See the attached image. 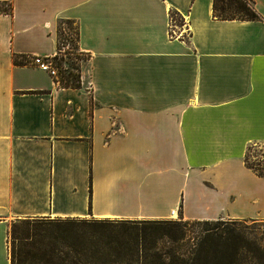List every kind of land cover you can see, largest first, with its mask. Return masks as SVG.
Wrapping results in <instances>:
<instances>
[{
  "label": "crops",
  "instance_id": "1",
  "mask_svg": "<svg viewBox=\"0 0 264 264\" xmlns=\"http://www.w3.org/2000/svg\"><path fill=\"white\" fill-rule=\"evenodd\" d=\"M0 0V264L27 219L264 221V0ZM180 28L171 29V14ZM78 27L81 87L22 58Z\"/></svg>",
  "mask_w": 264,
  "mask_h": 264
},
{
  "label": "rangeland",
  "instance_id": "2",
  "mask_svg": "<svg viewBox=\"0 0 264 264\" xmlns=\"http://www.w3.org/2000/svg\"><path fill=\"white\" fill-rule=\"evenodd\" d=\"M180 22L181 19L177 23ZM69 25L76 31L75 22ZM67 27V24L59 23L61 44L64 43V30ZM75 43L74 40V46ZM83 63L82 60L67 58L65 70L77 73ZM246 160L264 171V143L251 145ZM214 222L204 225L183 222L181 219L161 224L147 221L137 224L138 229H131L134 226L130 224L113 227V223H109L106 228H97L83 224L85 221H73L70 224L39 226L34 234L28 235V226L17 220L10 225L9 249L10 255L13 251L20 254L19 264H58L65 263L66 254L70 253V258L74 256L68 248L92 246V240L99 238L101 233L105 237L115 236L119 240H126L138 233L148 242L156 240L158 248L169 253L168 261L171 262L180 260L192 264H264V221Z\"/></svg>",
  "mask_w": 264,
  "mask_h": 264
},
{
  "label": "trees",
  "instance_id": "3",
  "mask_svg": "<svg viewBox=\"0 0 264 264\" xmlns=\"http://www.w3.org/2000/svg\"><path fill=\"white\" fill-rule=\"evenodd\" d=\"M174 19L178 22L180 16L176 13H172ZM213 16L218 20H259L261 16L255 8L254 0H214L213 1ZM61 23L67 24L68 27L64 31V43L69 44V50L66 51V56L75 61L86 60L87 54L81 52L78 46V27L76 31L70 28L71 20H62ZM66 34V35H65ZM75 37V38H74ZM59 48H61V41L59 38ZM75 40V46L73 44ZM73 46V47H72ZM65 58H56V63L60 67V86L61 87H81V76L80 70L77 73L62 69V64ZM248 167L253 169L258 175L264 176V171L257 168L255 165L249 163L246 160ZM73 221H85V225L106 228L107 224H112L113 227L116 225L130 224L131 229H138L137 224L147 221H93V220H49V219H27L21 220L22 224L28 226V235L34 234L36 227L48 226L49 224H70ZM157 224L164 222H175V221H153ZM204 225L214 224V221H203L195 222ZM78 224H80L78 222ZM121 227V226H120ZM99 235V238H95L92 246H82L79 248H68L67 250L72 252L74 255L70 258L66 254L65 263L58 264H192L187 261H168V252L160 250L157 246L156 240L148 242L146 238L136 233L135 235L129 236L126 240H119L115 236L105 237ZM98 237V236H97ZM20 238V237H19ZM20 254L15 251L11 254V263L19 264ZM71 261V262H70Z\"/></svg>",
  "mask_w": 264,
  "mask_h": 264
},
{
  "label": "built area",
  "instance_id": "4",
  "mask_svg": "<svg viewBox=\"0 0 264 264\" xmlns=\"http://www.w3.org/2000/svg\"><path fill=\"white\" fill-rule=\"evenodd\" d=\"M171 29L177 25L179 28L181 26V22L177 23L174 17L171 14ZM69 50V44L62 43L61 48L58 49V52L53 56H32L22 58L26 60L31 65L38 66L42 70L48 72L51 76H53L58 82H60V67L56 63V58L61 59L62 57L65 58V61L62 64V69H66L67 64V56L66 51Z\"/></svg>",
  "mask_w": 264,
  "mask_h": 264
}]
</instances>
